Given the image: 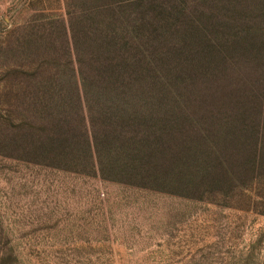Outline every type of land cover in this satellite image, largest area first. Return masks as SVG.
Returning <instances> with one entry per match:
<instances>
[{"label":"rangeland","instance_id":"rangeland-1","mask_svg":"<svg viewBox=\"0 0 264 264\" xmlns=\"http://www.w3.org/2000/svg\"><path fill=\"white\" fill-rule=\"evenodd\" d=\"M115 48L140 65L202 53L203 98L264 112V0H0V264H264V178L188 193L120 177L108 150L97 158L104 114L84 80ZM206 52L226 55L215 72ZM131 113L108 118L142 120ZM81 137L92 154L78 165L53 153Z\"/></svg>","mask_w":264,"mask_h":264},{"label":"trees","instance_id":"trees-1","mask_svg":"<svg viewBox=\"0 0 264 264\" xmlns=\"http://www.w3.org/2000/svg\"><path fill=\"white\" fill-rule=\"evenodd\" d=\"M111 51H116L111 60L103 58L97 75L84 80L91 113L104 114L98 116L104 118V124L92 118L91 143L98 159L108 150L110 159L119 163L120 177L142 185L159 181L161 189L188 193L211 190L228 195L264 178L262 107L242 109L235 102L214 105L208 95L203 98L199 72L206 70H199L205 68L202 53L199 56L178 49L140 65L141 61L134 62L135 57L130 59L117 48ZM206 54L204 62L214 66L211 72H215V60L226 55ZM186 65L195 69L185 78ZM217 106L220 108L215 109ZM142 109L146 115L139 113ZM128 111H132L128 117L139 114L142 120L114 124L108 118L111 114L123 117ZM132 127L128 133L126 128ZM140 133L143 137L137 140L143 141H136ZM81 138L83 141L77 143L67 138L53 153L63 156L68 165H78L77 159L86 150L92 154L90 140Z\"/></svg>","mask_w":264,"mask_h":264}]
</instances>
